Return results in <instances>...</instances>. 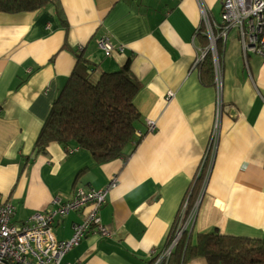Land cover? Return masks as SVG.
<instances>
[{
	"label": "crops",
	"instance_id": "1",
	"mask_svg": "<svg viewBox=\"0 0 264 264\" xmlns=\"http://www.w3.org/2000/svg\"><path fill=\"white\" fill-rule=\"evenodd\" d=\"M218 2L221 10L222 0H59L57 11L49 5L0 12V202L13 205L12 221L50 208L54 197L69 200L77 188L99 189L117 179L100 209L111 236L88 232L64 261L155 264L184 206L195 210L192 234L264 238V57L243 49L237 28L220 39L223 107L203 190L206 172L198 175L217 99L195 62L209 45L201 5L212 27L220 19ZM101 35L114 47L109 56L96 45ZM80 52L97 72L130 60L140 82L133 104L142 136L125 157L97 162L87 149L55 142L35 149ZM85 213L57 218L56 237L68 239ZM185 264L208 263L196 257Z\"/></svg>",
	"mask_w": 264,
	"mask_h": 264
},
{
	"label": "trees",
	"instance_id": "2",
	"mask_svg": "<svg viewBox=\"0 0 264 264\" xmlns=\"http://www.w3.org/2000/svg\"><path fill=\"white\" fill-rule=\"evenodd\" d=\"M49 5L57 11L59 0H0V12H31ZM205 37L207 46L209 40ZM221 44L217 39L219 58ZM129 62L127 60L115 71L97 72L95 63L82 52L77 53L74 69L38 133L36 151H45L49 143L55 142L65 149L72 145L87 149L97 162L125 157L127 147L136 145L141 138L135 135L140 115L133 104L140 82L132 73ZM198 65L202 82H213L209 52ZM200 183L199 177L189 200L195 198ZM174 225L166 246L172 239ZM196 257L204 258L208 264H264V238L233 236L216 230L192 234L188 230L175 244L168 260L159 264H185Z\"/></svg>",
	"mask_w": 264,
	"mask_h": 264
},
{
	"label": "built area",
	"instance_id": "3",
	"mask_svg": "<svg viewBox=\"0 0 264 264\" xmlns=\"http://www.w3.org/2000/svg\"><path fill=\"white\" fill-rule=\"evenodd\" d=\"M201 10L207 27L206 35L209 45L201 51L195 62L199 63L207 52L210 53L214 71L213 83L217 93L214 123L198 169V175L203 171L206 172L202 185L203 190L212 168L223 107L221 63L215 42L217 39H225L229 30L237 28L243 49L264 57V0H222L220 19L212 21V27L208 20V13L202 5ZM95 42L105 56L112 53L114 47L107 35L97 37ZM171 97L172 92H169L168 99ZM147 129L153 131L155 123L148 120ZM135 135L141 137L142 132L135 131ZM72 150L74 149H69V151ZM116 183L117 179L112 177L106 186L99 189L77 188L74 196L69 200L63 201L59 197H54L50 208L32 213L23 222H13V205L0 202V264H70L64 261V255L76 246L88 232L92 231L100 236L110 237V231L101 221L100 209L106 202L108 189ZM183 209L176 219L170 243L160 251V254L154 256L155 264L167 259L182 234L190 230L195 210H187L185 206ZM83 210H86V213L79 222L72 225L71 236L68 239L59 240L55 234V220L69 212Z\"/></svg>",
	"mask_w": 264,
	"mask_h": 264
},
{
	"label": "rangeland",
	"instance_id": "4",
	"mask_svg": "<svg viewBox=\"0 0 264 264\" xmlns=\"http://www.w3.org/2000/svg\"><path fill=\"white\" fill-rule=\"evenodd\" d=\"M220 2H218L217 7H216V14L218 13V10H220V6H219ZM219 7V8H218ZM221 11V10H220ZM220 17V14L218 15Z\"/></svg>",
	"mask_w": 264,
	"mask_h": 264
}]
</instances>
